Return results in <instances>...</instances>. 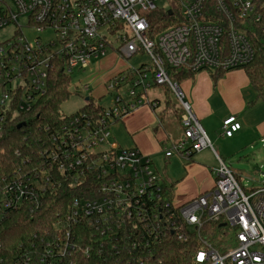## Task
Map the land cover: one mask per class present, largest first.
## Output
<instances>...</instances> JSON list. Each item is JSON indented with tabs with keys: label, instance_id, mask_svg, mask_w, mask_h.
Instances as JSON below:
<instances>
[{
	"label": "built area",
	"instance_id": "built-area-1",
	"mask_svg": "<svg viewBox=\"0 0 264 264\" xmlns=\"http://www.w3.org/2000/svg\"><path fill=\"white\" fill-rule=\"evenodd\" d=\"M164 1L0 0V31L13 29L0 39V135L32 112L57 70L69 78L71 92L87 96L74 115L41 126L35 157L16 151L20 164L0 176V221L11 211L37 212L59 190L74 193L42 245L12 264H165L167 247L192 241L194 264H264V169L259 186L246 194L220 163L211 191L176 206L151 158L122 149L112 136V127L136 110L155 109L147 91L163 86L180 106L184 138L164 147L163 157L189 160L211 144L168 71L226 73L264 54V0H177L168 9L159 6ZM158 10L176 11L181 23L158 30L149 18ZM124 26L130 34L107 38ZM109 51L123 63L146 55L151 65L117 71L92 99L90 81L99 75L93 62ZM91 69L89 80L72 81L73 73ZM105 98L110 106L99 104ZM239 130L230 116L221 136ZM211 223L235 232L224 253L206 239Z\"/></svg>",
	"mask_w": 264,
	"mask_h": 264
},
{
	"label": "crops",
	"instance_id": "crops-1",
	"mask_svg": "<svg viewBox=\"0 0 264 264\" xmlns=\"http://www.w3.org/2000/svg\"><path fill=\"white\" fill-rule=\"evenodd\" d=\"M102 60V64L109 66L98 65L99 73H107L105 79L95 81L100 84L99 88L108 77L128 66L113 53ZM116 62L124 67L113 70ZM179 86L213 147L193 154L189 160L179 155L164 159L162 149L184 139L179 120L181 110L178 109L174 116L168 113L169 103L164 91L160 98H149L158 103L155 109L142 107L112 127L113 138L117 126L121 133H125L128 148L137 149L151 158L154 170L176 206L184 205L213 189L215 170L220 163H225L239 151L241 140L250 139L257 133L264 136V121H253L255 110L260 107L258 103H264V100L256 99L244 70L226 72L215 81L210 72L200 71L194 73L192 78L181 81ZM230 116L236 118L240 130L231 138H226L221 136V126Z\"/></svg>",
	"mask_w": 264,
	"mask_h": 264
},
{
	"label": "trees",
	"instance_id": "trees-1",
	"mask_svg": "<svg viewBox=\"0 0 264 264\" xmlns=\"http://www.w3.org/2000/svg\"><path fill=\"white\" fill-rule=\"evenodd\" d=\"M149 18L151 24L159 25L158 30L181 23L176 11L172 15L161 10L154 11L149 14ZM241 70L248 77L256 99L264 100V54L258 51L253 63ZM168 72L170 79L178 84L194 75L184 68L170 69ZM210 73L215 81L225 72ZM71 93L69 78L62 70H57L48 90L32 112L0 135V176L20 164V159L15 155L16 151L35 157L37 138L42 135L41 126L60 120V107L68 101ZM73 195L70 189L59 190L57 195L45 200L43 207L33 214L25 210L8 212L0 221V264H12L23 253L29 252L32 245H42L46 240V232L51 230L58 217L66 213L67 203ZM204 234L213 248L220 253L227 249L224 244L232 246L233 239L230 242L225 239L228 230L220 223L206 225ZM197 249L198 246L193 241L167 247L165 264H194L193 257Z\"/></svg>",
	"mask_w": 264,
	"mask_h": 264
},
{
	"label": "rangeland",
	"instance_id": "rangeland-1",
	"mask_svg": "<svg viewBox=\"0 0 264 264\" xmlns=\"http://www.w3.org/2000/svg\"><path fill=\"white\" fill-rule=\"evenodd\" d=\"M177 0H166L162 3H159V6H163L164 8L168 9L172 5H176ZM126 28V29H124ZM12 28L10 29H3L0 31V39H5L9 37L12 33ZM104 32V30H101ZM124 32H127L130 34V31L127 27H122L119 30L115 31L114 35H110L106 32L107 38L110 41H114L117 34H123ZM117 45V44H115ZM112 55V52L109 51L107 56ZM103 61V60H102ZM102 61L99 60L98 62H93L98 68V65L102 64ZM131 68L139 67L140 65H151V60L146 55L137 54L133 58L127 60L124 62ZM90 63V65H93ZM113 70H118L123 68V64H119L118 62L114 63ZM104 67L109 66L107 63L102 64ZM107 68V67H106ZM104 69V68H103ZM98 73L96 77L93 78L90 82V89L88 93H91L90 96L93 98L99 97L102 95V90L99 88L100 84H97V86H93V82L96 81H102L107 77V73ZM93 72L91 70H87L84 72H77L72 74V81L73 82H85L92 78ZM163 86H157L153 87L149 91H147V96L150 99H153L155 97H161V94H163V91L165 92V95L167 97L168 106L167 111L170 115L174 116V113L180 109V106L173 96V94ZM89 95V94H88ZM89 96V99H90ZM87 96L81 93L80 91H73L71 93L70 98L68 101H66L62 106L60 107L61 115L70 116L77 113L79 110H81L86 104ZM97 99V98H96ZM98 103L97 101H95ZM102 106H110L111 102L108 98L102 99V101L99 103ZM259 109L255 110V119L253 121L255 122H262L264 121V103H258ZM257 107V108H258ZM202 129L203 125L199 122ZM117 127V126H116ZM114 128V141L116 144L119 145L122 149H130L128 148V140L125 138V133H121L120 130L117 128ZM254 129V125L252 126ZM250 131V129H249ZM264 138V136H251L250 139H244L240 141V149L238 152L234 153V155L231 156V158L226 161L224 164L229 166L231 170L235 173L236 180L238 181L239 185L243 188V191L246 194H250L251 189L257 188L259 186V182L263 180V177L260 176V172L264 169V147L260 143V139ZM214 146L213 144L211 145ZM161 171V170H160ZM238 172H242L239 174ZM235 236V232L228 228V234L226 236V240L230 242L231 239H233ZM228 244V243H227ZM227 244H224V247H229ZM226 245V246H225Z\"/></svg>",
	"mask_w": 264,
	"mask_h": 264
},
{
	"label": "water",
	"instance_id": "water-1",
	"mask_svg": "<svg viewBox=\"0 0 264 264\" xmlns=\"http://www.w3.org/2000/svg\"><path fill=\"white\" fill-rule=\"evenodd\" d=\"M169 14H170V12H169Z\"/></svg>",
	"mask_w": 264,
	"mask_h": 264
}]
</instances>
